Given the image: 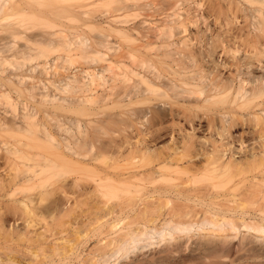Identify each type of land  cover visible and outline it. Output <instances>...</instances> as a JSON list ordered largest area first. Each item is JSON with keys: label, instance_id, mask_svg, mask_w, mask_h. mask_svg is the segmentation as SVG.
<instances>
[{"label": "bare ground", "instance_id": "1", "mask_svg": "<svg viewBox=\"0 0 264 264\" xmlns=\"http://www.w3.org/2000/svg\"><path fill=\"white\" fill-rule=\"evenodd\" d=\"M97 1L0 0V23H7L0 26V51H12L15 41L25 38L24 35L34 28L28 21L45 23L50 30L55 27V20L47 22L44 19L50 16L70 19L74 17L76 9L89 15L91 11L88 7ZM103 1L107 8L117 5L115 12H131L134 9L128 4L133 0ZM106 15L101 17L107 27L99 28V34L115 38L116 46L111 45L108 39L97 42L98 46L109 49L114 46L117 52L129 46L119 57L115 55L105 60L110 67L107 70L110 71L113 59L119 61L128 53L130 57L139 59L140 69L149 73L145 76L142 70L133 71L138 77L133 85L127 83L131 78L126 74L127 79H124L122 86L123 96L113 101V104L124 108L126 112L121 115L131 108L137 110L138 122L145 125L146 121L150 123V129H155L149 131L148 138L130 145L132 147L124 153L120 147H99V139L90 135L89 127L82 129V135H71L59 141L49 130L40 128L32 113L15 117L11 131L6 135L0 134V145L14 140L13 145L8 144V147L6 144L4 156V160L13 164L15 170L9 182L12 185L9 197L14 206L13 216L23 219L24 216L35 218L43 215L35 201L54 189L58 190L62 193L61 198L49 207V210H53L49 215L52 230L74 210L67 194L68 189H79L97 198L98 206L102 204L100 211L95 214L96 226L90 232H81L82 238L88 239L91 232L102 233V228L109 222L111 233L121 234L109 242V246H113L109 254L112 257H127L139 248L142 241L147 245L178 241L195 230L198 235H202L199 232L208 229L209 236L220 239L244 228L250 235L264 239L263 216L249 221L241 218L240 224L229 216L234 204H238L236 207L242 210L247 205L259 209L263 207L264 74L256 76L252 64L245 62L237 64L232 76L224 77L217 68L206 67L203 55L195 53L185 42L167 45L171 46V52L151 58L129 45L134 40L129 33L132 28L124 24L129 23L127 17L130 15ZM254 26L259 34H264V19ZM66 28L67 25H62L57 32L50 33L53 29L49 33L46 31L43 39L36 37L33 41L28 40L25 48L17 52H22L21 56L26 60L43 55L41 48L64 47L71 52L76 49L88 53L85 36L77 41L76 47L74 40L66 34ZM167 36L173 37L172 34ZM30 43L34 46L30 45L34 53L29 51ZM93 44L95 42L91 46ZM150 46L146 43L140 47ZM247 59L238 60L244 62ZM54 61L46 59L41 62L42 65L38 63L35 67L40 66V74L49 77L55 73ZM92 87L93 83H90L89 90L93 92ZM47 96L42 94L41 99L45 100ZM73 101L81 107L91 105V110L102 102L94 95L86 98L79 96L68 103L72 104ZM156 101H159L158 104ZM53 105L59 110L68 108L64 102ZM157 105H161V108ZM198 111L207 119L212 114L211 121L207 120L209 127L206 130L201 125L196 127L195 121L187 118L185 122L189 124V130L185 131L178 124L177 134L170 135V144L159 146L163 136L158 132L162 129L156 127L163 124L166 115L182 124L176 113L190 117ZM247 120L254 122V143L247 149L243 146L244 142L238 140L241 145L237 148L234 146L237 137L233 129L239 121ZM73 122L81 126L78 120ZM95 123L90 120L88 124L93 126ZM201 131H206L209 136L197 135ZM2 148L5 149L4 146ZM245 187L254 190L248 203L237 200L238 195L235 194ZM116 206L120 208L119 214L115 213ZM197 208L203 213L195 212ZM73 223H76L75 218ZM28 228L16 230L12 235L34 244L39 235L37 240L31 239L34 232ZM30 253L38 256L37 252Z\"/></svg>", "mask_w": 264, "mask_h": 264}, {"label": "rangeland", "instance_id": "2", "mask_svg": "<svg viewBox=\"0 0 264 264\" xmlns=\"http://www.w3.org/2000/svg\"><path fill=\"white\" fill-rule=\"evenodd\" d=\"M104 3L103 0H98L90 5L89 15H84L83 11L76 9L74 17L70 19L66 17L63 19L62 16H55L57 18L50 16L44 19L47 22L55 20L57 27L50 28L53 29L50 33L59 31L62 25H67L65 32L74 40V46L85 36L88 53L76 49L71 52L64 47L44 48L45 50L41 48L44 51L43 55L26 60L21 56L22 52L18 53L17 50L24 49L28 40L33 41L36 37L43 39L45 32L50 31L45 23L34 21H28L34 25V28L24 35L25 38L15 41L12 51L6 49L0 51L1 135L11 131L15 117L32 113L40 128L49 130L59 141L72 137L71 135H82L81 132L89 127L90 135L99 139L97 143L99 147H120L126 153L125 150L138 141L148 138L149 131L155 128L151 130L150 123L147 124L146 121L145 125L138 122L137 110L133 111L134 109L131 108L125 115H121L126 112L124 108L121 109L113 104V101H118L123 96L122 86L124 79H127L126 74L131 78L127 83L133 85L138 80L133 71L142 70L145 76L149 73L145 69H140L139 59L130 57L128 53L125 58H119V61L113 59L110 71L107 70L109 64L105 60L115 55L119 57L120 53H125L129 46L117 52L114 47L116 39L99 34V28H104L103 26L107 24L103 23L101 17L102 15L107 17L106 13L111 15L110 17L130 15L127 17L129 23L124 24L132 28L129 33L134 40L129 45L131 48H138L141 53L148 54L151 58L161 56L163 52H171V46L167 47V45L185 42L195 53L203 55V63L206 67L217 68L224 77L232 76L237 64L245 62L252 64L256 76L264 74V34H259L254 26L264 19V0L253 2L133 0L128 2L134 8L131 12H115L117 5L107 8L104 7ZM64 20L65 24H63ZM0 24L5 26L7 23ZM168 34H172L173 37L169 38ZM145 35L148 37L144 38ZM104 39L110 40V44L114 46L111 49L98 46L97 42ZM93 42L95 45L91 46ZM146 43L151 46L140 47ZM33 50L31 48L29 51L34 53ZM244 57H248L247 61L238 60ZM46 59H53L56 62L53 67L55 73L49 77L40 74V66L35 67L38 63L42 65L41 62ZM20 77L23 79L19 80ZM90 83H93V92L89 90ZM31 86L35 87L31 88ZM42 94L48 95L45 100L41 99ZM91 95L97 96L102 101L94 105L92 110L91 105V107H81L75 101L72 104L68 103L69 100L79 96L86 98ZM64 98L67 100L63 101ZM54 101L64 102L66 108L68 107L67 111L63 108L61 110L53 108ZM157 106L161 108V105ZM161 115L164 117L163 114ZM175 116L182 120V124L166 115L163 124L156 127L162 129L158 132L163 136L159 140V146L165 147L170 144V135L177 134L178 124L183 126L185 131L189 130V124L185 119H193L196 127L201 125L205 130L209 127L208 121L212 119L210 117L212 114L207 119L200 111L190 117L183 113H176ZM73 120H78L81 126L76 125ZM90 120L96 121L93 126L90 125L91 127L88 124ZM253 128V121H239L233 129L237 137L234 146L239 148L241 142L238 140H242L244 148L248 149L254 143ZM206 134L209 136L206 131H201L197 135ZM13 143L14 140H9L0 145V228L4 229L0 230V264H264V239L250 235L244 228H241L240 232H232V236L221 237L222 239H213L206 229L199 232L202 235H198L196 230L191 231L188 236L178 241L149 245L142 241L139 243V248L127 257H112L109 254L113 246H109V242L121 234L111 233L109 222L102 228V233L91 232L88 239L82 238L81 232H90L93 226H96L95 214L100 211L102 204L98 206L97 198L79 189H68L67 194L74 210L71 215L63 217L60 224L52 230H50L49 215L53 210H49V207L61 198L62 193L58 190L54 189L52 193L35 201L43 215L35 218L24 216L23 219L14 217L12 214L14 206L9 197L12 193V185L9 182L15 175V170L13 164L4 160L7 146ZM3 146L6 148L3 149ZM262 186L264 189V184ZM247 187L235 193L238 195L237 200L250 202L254 190ZM263 198L261 209L247 205L242 210L236 207L238 204H234L229 216L235 219L237 224H240L241 218L249 221L255 217L257 219L264 217ZM119 212L120 208L116 206L115 213L119 214ZM195 212L203 213L200 208ZM74 218L76 223L72 224ZM22 228L34 232L31 234V239L37 240L38 235L39 239L33 244L30 240H21L20 236L18 238L12 235ZM31 251L37 252L38 256H33Z\"/></svg>", "mask_w": 264, "mask_h": 264}]
</instances>
